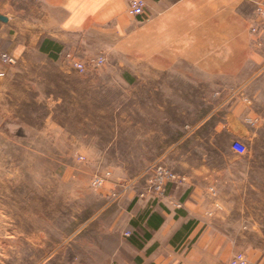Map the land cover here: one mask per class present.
<instances>
[{"label":"crops","instance_id":"1","mask_svg":"<svg viewBox=\"0 0 264 264\" xmlns=\"http://www.w3.org/2000/svg\"><path fill=\"white\" fill-rule=\"evenodd\" d=\"M34 1L0 0V16L5 18L0 19V53L15 57L17 64L33 66L26 58L31 51L48 55L41 49L46 40L58 44L54 51L61 41L68 42L70 50L103 48L109 55L130 57L111 59L95 72L74 74L84 89H95L106 80L120 86L118 93H107V100L118 101H107L101 115L111 132L107 150L121 148L116 161L125 178L131 176L128 163L134 156L148 164L154 157L148 148H158L161 137H166L167 122L160 116L164 107L153 84L161 81L160 73L179 67L188 77L183 81H191L194 68L217 82L235 85L248 100L246 117L260 119L252 125L258 127L252 143L264 148V27L258 34L262 40L258 48L251 44L248 31L255 1L264 0H145L139 17L128 14L123 0ZM58 63L56 58L41 60L45 69L39 75L41 99L56 104L61 95L55 83L65 74ZM12 66L0 63L6 74L0 77V108L7 114L14 113L15 107ZM134 82L151 83V90L133 89ZM88 115L85 122L93 123ZM229 150L233 155L215 160L201 156L198 165L184 158L182 169L172 167L185 176L184 183L169 184L161 199H136L131 204L129 216L118 228L131 233L125 239L138 249L135 258L121 259V264H226L239 251L248 264H264V154L238 155L230 144ZM142 168L132 177L139 176ZM219 227L242 229L227 235L213 229Z\"/></svg>","mask_w":264,"mask_h":264},{"label":"rangeland","instance_id":"2","mask_svg":"<svg viewBox=\"0 0 264 264\" xmlns=\"http://www.w3.org/2000/svg\"><path fill=\"white\" fill-rule=\"evenodd\" d=\"M58 43L59 49L54 51L58 44L52 42L48 55L29 52L26 58H31L33 66L17 64L12 56L14 113L7 114L0 108V264H121V259L135 258L138 246L121 235L119 224L129 216L131 204L144 198L137 197L134 189L116 203L107 196V186L95 189L89 185L97 167L109 169L113 178H125L116 161L121 148L107 150L111 132L101 115L107 101H118L107 100V93H118L120 86L106 80L95 89L82 88L64 54L70 51L83 59L105 54L101 68L111 59L130 57L115 52L109 55L103 48L78 52L74 44L70 50L68 42ZM45 58L58 59L65 71L55 83L61 95L58 104L40 97L39 75L45 69L40 61ZM181 69L160 73L161 81L153 84L164 107L160 116L167 122L166 137H161L158 148H148L149 156H154L148 164L137 161L143 157L134 156L128 163L129 178L138 167L144 170L154 161L182 169L184 158L198 165L201 156L215 160L233 155L229 150L233 139L245 144L249 154H264L263 147L252 143V133L258 127L247 123L248 102L242 99L245 96L239 94L241 91L194 68L191 81H183L188 77ZM151 85L131 83L133 89L140 90H151ZM222 87L225 89L221 92ZM87 114L93 123L85 122ZM157 149L159 156L155 155ZM213 229L232 235L242 228Z\"/></svg>","mask_w":264,"mask_h":264},{"label":"built area","instance_id":"3","mask_svg":"<svg viewBox=\"0 0 264 264\" xmlns=\"http://www.w3.org/2000/svg\"><path fill=\"white\" fill-rule=\"evenodd\" d=\"M126 4L127 12L134 17L143 16L146 7L145 0H123ZM264 27V3L255 1V8L250 24L249 31L252 34V43L256 47L262 46V40L258 36L261 28ZM69 66L78 74H86L91 71H97L106 62V55H99L93 58L83 59L76 57L72 52L67 51L64 54ZM15 60L6 53H0V63L4 65H12ZM4 75V70L0 69V77ZM242 96V93H239ZM248 101L246 97L242 98ZM249 125L259 123V118H246ZM230 149L238 155L247 154V148L238 139L230 142ZM79 159L83 160V156ZM186 181L184 175L177 173L171 167L162 162L156 161L147 166L139 176L131 178H113L111 171L107 168L97 167L90 175L89 185L92 188L99 189L108 187L107 196L119 203L127 194L136 190L139 198L161 199L165 195L166 187L169 184H182ZM180 204H177V207ZM124 236H130L129 231L123 232ZM226 264H248L246 255L243 252H234L227 260Z\"/></svg>","mask_w":264,"mask_h":264},{"label":"trees","instance_id":"4","mask_svg":"<svg viewBox=\"0 0 264 264\" xmlns=\"http://www.w3.org/2000/svg\"><path fill=\"white\" fill-rule=\"evenodd\" d=\"M52 45V42L51 41H48V40H46V41H44V45L43 46H41V49L42 50H48L49 52H50V46Z\"/></svg>","mask_w":264,"mask_h":264},{"label":"water","instance_id":"5","mask_svg":"<svg viewBox=\"0 0 264 264\" xmlns=\"http://www.w3.org/2000/svg\"><path fill=\"white\" fill-rule=\"evenodd\" d=\"M0 19H1V20H5V18H4V17H2V16H0Z\"/></svg>","mask_w":264,"mask_h":264}]
</instances>
